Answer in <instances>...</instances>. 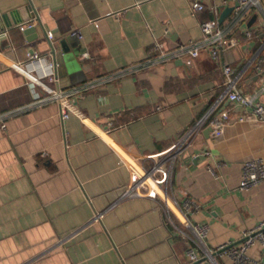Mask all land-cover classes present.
<instances>
[{"label": "crops", "instance_id": "obj_1", "mask_svg": "<svg viewBox=\"0 0 264 264\" xmlns=\"http://www.w3.org/2000/svg\"><path fill=\"white\" fill-rule=\"evenodd\" d=\"M192 1L0 0V114L22 108L0 124V264H211L205 252L239 243L264 221V183L238 188L243 164L264 159V126L220 99L222 65L243 72V93L264 85V61L259 76L255 70L264 60V16L250 13L234 26L228 13L220 28L240 46L217 61L203 51L191 67L154 62L156 41L167 50L198 41L200 23L233 7L198 0L204 9L192 15ZM30 23L35 40L19 29ZM243 30L250 40L243 41ZM63 43L77 63L70 85L58 77L61 90L78 92L67 120L57 104L31 107L32 87L10 68L30 52L57 68L52 50L59 53ZM222 113L227 125L214 137L210 126ZM204 116L168 186L148 180L133 188L131 176H144ZM185 199L200 205L189 222L208 228L200 248L174 203ZM97 213L103 216L93 223ZM247 254L264 264L258 245Z\"/></svg>", "mask_w": 264, "mask_h": 264}, {"label": "built area", "instance_id": "obj_2", "mask_svg": "<svg viewBox=\"0 0 264 264\" xmlns=\"http://www.w3.org/2000/svg\"><path fill=\"white\" fill-rule=\"evenodd\" d=\"M232 4V20L234 26H241L245 18L250 13L256 16H264L263 0H224ZM190 9L192 15L201 12L204 6L198 1L193 0ZM29 26V25H28ZM20 31H24L26 26L20 27ZM201 38L198 41H190L185 45H181L176 49L167 50L161 42L156 41L153 45V50L156 53L154 62H169L172 60L183 61L188 67H191L194 61L199 57L200 53L205 51L209 54L212 60L217 61L222 55H225L232 50L239 48L240 42L236 38L229 37L228 33L220 28L217 18L199 24ZM74 36L80 37L78 32L72 33ZM49 41L53 36L46 34ZM252 38V33L249 30H243V41H248ZM256 56V55H255ZM254 56V57H255ZM49 56H41L30 52L24 62L12 63L10 68L23 76L28 85L32 87L34 99L31 107H41L47 104H57L62 120H67L70 116V98L77 96L78 92L66 93L58 86V75L56 65L48 60ZM257 58V56L255 57ZM254 58V59H255ZM264 60L256 63L255 70L257 75L263 72L260 64ZM251 62L247 67H251ZM222 77V94L220 99L226 98L229 102L236 104L249 113L251 118H254L259 124L264 126V103L257 101L260 95L264 96V85L257 92L243 93L239 89L240 79L243 72L235 70L230 65H222L220 69ZM22 108L7 114H0V124L4 128V120L7 117H12L16 113H20ZM221 122L211 125L212 134L214 137L222 135L225 126L227 125V117L225 113L221 114ZM246 117V116H245ZM206 119V116L198 120L195 125L186 131L181 138L166 152L159 155L154 160L152 167L142 177L137 175L131 176L133 188H145L148 180L154 181L158 185L168 186L171 182L173 167L177 157L191 146L192 138L199 132ZM245 118H240L243 121ZM205 157L210 156L209 151L203 153ZM264 183V159H255L247 161L242 166L241 181L239 190L249 191L252 188ZM177 210L186 220V227L191 231V242L194 247H202V240L207 236V226L192 225L188 217L191 214L198 212L200 205L185 199L179 205L174 202ZM102 214L97 213L92 222H98L102 218ZM258 245L264 251V221L260 222L256 227L244 232L239 243L231 245H222L213 252H205L204 259L211 264H217L214 256L225 257L229 260V264H252V260L248 256L249 248ZM187 256L191 263L199 260L194 248H190Z\"/></svg>", "mask_w": 264, "mask_h": 264}, {"label": "water", "instance_id": "obj_3", "mask_svg": "<svg viewBox=\"0 0 264 264\" xmlns=\"http://www.w3.org/2000/svg\"><path fill=\"white\" fill-rule=\"evenodd\" d=\"M232 8H228L225 10V12L222 14V16H220L218 22L222 23V21L224 20V17L232 12ZM256 16L253 17V19L251 20V23L255 20ZM5 17H2V19H0V31H3L4 26L1 25V21L4 20ZM6 22V21H4ZM6 26V23L4 24ZM29 25V26H28ZM23 34L25 36H31L33 40H35L37 38L36 35V28L35 26H33L31 23L26 25V29L23 31ZM52 53L54 55V57H56V60L58 61V67H57V75L58 77L62 78V79H67L69 81V85L72 83V81H74V78H76V57L74 56V54L70 53L68 46L65 45V43H63L62 45V49L59 53L55 52L54 49L52 50Z\"/></svg>", "mask_w": 264, "mask_h": 264}]
</instances>
